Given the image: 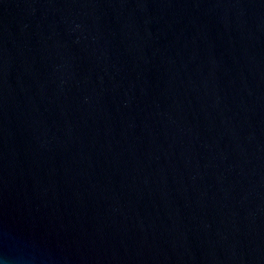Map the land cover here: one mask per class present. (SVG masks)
<instances>
[{
	"label": "water",
	"instance_id": "water-1",
	"mask_svg": "<svg viewBox=\"0 0 264 264\" xmlns=\"http://www.w3.org/2000/svg\"><path fill=\"white\" fill-rule=\"evenodd\" d=\"M0 264H264V0H0Z\"/></svg>",
	"mask_w": 264,
	"mask_h": 264
}]
</instances>
